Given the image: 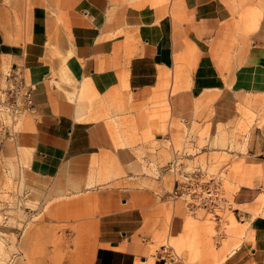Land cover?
Returning a JSON list of instances; mask_svg holds the SVG:
<instances>
[{
    "label": "rangeland",
    "instance_id": "rangeland-1",
    "mask_svg": "<svg viewBox=\"0 0 264 264\" xmlns=\"http://www.w3.org/2000/svg\"><path fill=\"white\" fill-rule=\"evenodd\" d=\"M235 14L233 25L226 23L221 34L216 57L209 58L207 85L202 82L205 88L199 85L190 99L172 107L168 96L155 95L150 107L136 114L118 99L103 104L102 114L93 119L108 120L111 149L93 157L81 176L60 174L27 194L24 173L30 151L24 148L25 132L32 130L36 114L24 112L12 121L0 111V131L8 138L0 156V264H90L97 218L121 207L122 199L142 215L146 253L179 264H230L226 258L246 229L234 214L233 195L249 187L245 185L259 186L250 209L257 214L264 207V160L254 155V144H264V60L250 61L249 33L238 24V10ZM46 53L50 62L59 58L61 63L58 68L49 65L50 77L42 85L57 89L68 83L78 90V102L91 109L90 83L80 91L64 64L69 56L63 59L54 49ZM11 62L8 56L0 58V91ZM21 65L26 81L36 84L39 80L32 78L26 63ZM123 83L122 98H127ZM175 157L220 182L230 204L221 224L170 199L173 175L167 166ZM90 170L94 183L89 187ZM175 218L182 219L184 230L173 236L167 226ZM155 229L165 232L159 242L151 239Z\"/></svg>",
    "mask_w": 264,
    "mask_h": 264
},
{
    "label": "crops",
    "instance_id": "crops-1",
    "mask_svg": "<svg viewBox=\"0 0 264 264\" xmlns=\"http://www.w3.org/2000/svg\"><path fill=\"white\" fill-rule=\"evenodd\" d=\"M237 10L238 24L249 33L250 61L264 60V0H0V58L8 56L11 65L26 63L39 80L37 87L32 83L36 117L32 130L25 132L27 194L60 174L83 175L93 157L110 151L108 120L93 119L110 99L136 114L149 108L155 95L168 96L173 107L190 99L199 85L205 88L201 84L208 81L209 58L216 57L221 34L233 25ZM53 49L63 59L69 56L64 64L81 92L90 83L91 109L78 102L77 87L76 93L68 83L57 89L42 85L50 77L49 65L61 63L47 59L46 50ZM123 82L127 98H122ZM7 139L0 131V156ZM254 149L264 160V144H254ZM88 177L90 187L93 170ZM245 186L233 195V203L246 229L226 260L264 264V207L257 214L250 209L259 186ZM167 229L173 236L182 233V219H173ZM146 230L139 210L122 199L121 207L97 218L90 264H179L146 253ZM164 234L155 229L151 239L159 242Z\"/></svg>",
    "mask_w": 264,
    "mask_h": 264
},
{
    "label": "built area",
    "instance_id": "built-area-1",
    "mask_svg": "<svg viewBox=\"0 0 264 264\" xmlns=\"http://www.w3.org/2000/svg\"><path fill=\"white\" fill-rule=\"evenodd\" d=\"M34 86L24 77L23 66L13 64L5 73V86L1 89L0 111L12 121L24 112L33 113L36 105L33 97ZM167 170L173 175L169 197L181 201L190 211L201 210L215 222H222V214L230 208L221 184L214 176L201 168L188 169L174 158Z\"/></svg>",
    "mask_w": 264,
    "mask_h": 264
},
{
    "label": "bare ground",
    "instance_id": "bare-ground-1",
    "mask_svg": "<svg viewBox=\"0 0 264 264\" xmlns=\"http://www.w3.org/2000/svg\"><path fill=\"white\" fill-rule=\"evenodd\" d=\"M210 176V175H209ZM226 211V210H225ZM194 213V212H193ZM210 218V216H208ZM223 222V221H222ZM221 224V223H220Z\"/></svg>",
    "mask_w": 264,
    "mask_h": 264
}]
</instances>
